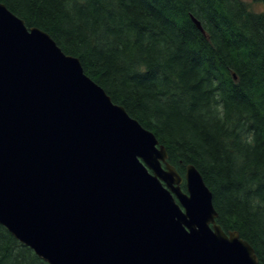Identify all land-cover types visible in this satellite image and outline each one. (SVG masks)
Returning a JSON list of instances; mask_svg holds the SVG:
<instances>
[{"label":"water","instance_id":"95a60500","mask_svg":"<svg viewBox=\"0 0 264 264\" xmlns=\"http://www.w3.org/2000/svg\"><path fill=\"white\" fill-rule=\"evenodd\" d=\"M218 217L194 165L0 2V225L48 264H259Z\"/></svg>","mask_w":264,"mask_h":264},{"label":"trees","instance_id":"16d2710c","mask_svg":"<svg viewBox=\"0 0 264 264\" xmlns=\"http://www.w3.org/2000/svg\"><path fill=\"white\" fill-rule=\"evenodd\" d=\"M0 2L78 58L182 176L194 165L217 223L264 264V9L245 0ZM0 264L48 263L0 225Z\"/></svg>","mask_w":264,"mask_h":264},{"label":"rangeland","instance_id":"374dc122","mask_svg":"<svg viewBox=\"0 0 264 264\" xmlns=\"http://www.w3.org/2000/svg\"><path fill=\"white\" fill-rule=\"evenodd\" d=\"M247 3L250 4L253 10L261 11L264 9V5L262 3H258L255 0H245Z\"/></svg>","mask_w":264,"mask_h":264}]
</instances>
